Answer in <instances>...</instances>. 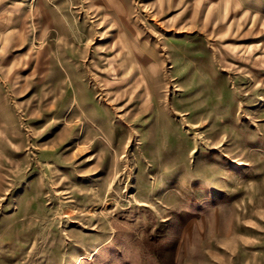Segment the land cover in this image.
I'll list each match as a JSON object with an SVG mask.
<instances>
[{"label":"rangeland","instance_id":"rangeland-1","mask_svg":"<svg viewBox=\"0 0 264 264\" xmlns=\"http://www.w3.org/2000/svg\"><path fill=\"white\" fill-rule=\"evenodd\" d=\"M0 264H264V0H0Z\"/></svg>","mask_w":264,"mask_h":264}]
</instances>
